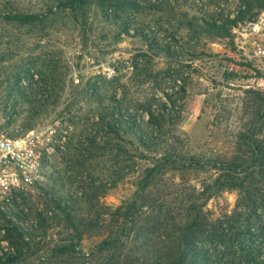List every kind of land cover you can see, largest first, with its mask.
Segmentation results:
<instances>
[{
	"label": "rangeland",
	"instance_id": "1",
	"mask_svg": "<svg viewBox=\"0 0 264 264\" xmlns=\"http://www.w3.org/2000/svg\"><path fill=\"white\" fill-rule=\"evenodd\" d=\"M72 2L0 0V129L59 123L42 181L0 209V264H215L249 244L264 262V209L247 221L214 166L264 121V65L239 49L264 0Z\"/></svg>",
	"mask_w": 264,
	"mask_h": 264
},
{
	"label": "trees",
	"instance_id": "2",
	"mask_svg": "<svg viewBox=\"0 0 264 264\" xmlns=\"http://www.w3.org/2000/svg\"><path fill=\"white\" fill-rule=\"evenodd\" d=\"M85 0H74V2L66 5L74 10L80 5H83ZM5 19L9 21H15L18 23H30L37 20V15H6ZM251 17V16H250ZM250 17L246 12L237 13L234 17L228 18L229 26H237L241 22L249 20ZM209 28L216 33H223L226 31L225 25H217L215 23H207ZM211 32L210 30H203ZM259 100V110H262V116L264 120V94L257 95ZM262 103V104H260ZM168 104H174L169 98L166 103L163 104L165 110ZM258 112V111H257ZM159 118H162L160 115ZM158 115L149 114V122L155 125L159 124ZM260 118V119H261ZM122 121V120H121ZM257 131L252 132V128L256 127L254 122H249L243 132L238 133L237 152L238 154L230 157L229 159H222L214 162V166L223 168L222 181L228 184H232L231 188H234L240 192L241 198L244 201L245 217L247 221H250L252 217L259 215L260 210L264 209V141L260 138V135L264 133V121H258ZM256 130V129H255ZM17 231V229H13ZM226 231L221 227H218V232L211 238L216 237L218 241L227 243L232 242L233 235L229 237ZM252 245L248 247L240 246V249L245 253L235 252H222L215 254V264H264L259 262L255 258ZM210 258L209 256H207Z\"/></svg>",
	"mask_w": 264,
	"mask_h": 264
},
{
	"label": "built area",
	"instance_id": "3",
	"mask_svg": "<svg viewBox=\"0 0 264 264\" xmlns=\"http://www.w3.org/2000/svg\"><path fill=\"white\" fill-rule=\"evenodd\" d=\"M239 49L244 61L264 65V7L248 23V32ZM74 82L79 83V79L75 78ZM58 125L55 121L17 137L0 129V209L10 206L15 193L42 181L53 158Z\"/></svg>",
	"mask_w": 264,
	"mask_h": 264
}]
</instances>
